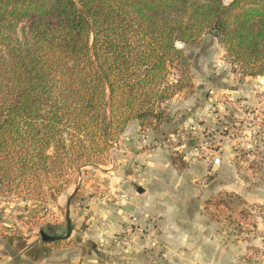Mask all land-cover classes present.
I'll use <instances>...</instances> for the list:
<instances>
[{
	"label": "trees",
	"instance_id": "trees-1",
	"mask_svg": "<svg viewBox=\"0 0 264 264\" xmlns=\"http://www.w3.org/2000/svg\"><path fill=\"white\" fill-rule=\"evenodd\" d=\"M205 36L264 77V0H0V194L56 200L131 121L157 130Z\"/></svg>",
	"mask_w": 264,
	"mask_h": 264
},
{
	"label": "crops",
	"instance_id": "crops-1",
	"mask_svg": "<svg viewBox=\"0 0 264 264\" xmlns=\"http://www.w3.org/2000/svg\"><path fill=\"white\" fill-rule=\"evenodd\" d=\"M206 37L194 52L192 67L208 45H213ZM182 113L168 109L167 129L191 123V115L189 118ZM138 128V122L133 120L123 129L108 163L85 168L95 174L84 175L83 171L78 174L81 183L71 200V232L66 240L45 242L30 232L23 237L3 232L0 264H242L245 245L220 234L211 219L214 211L209 205L213 203L208 202L220 191L233 192L244 200L252 198L246 190L249 187H244L241 177L232 169V157L223 154L215 177L201 185L199 178L206 169L205 162L192 159L177 164L166 150L158 147L141 151L142 144L135 140ZM151 137L154 138L153 134ZM103 185L122 193L121 204L95 200L86 209L78 205L88 193ZM4 211H0V227L7 232L14 225L7 221ZM128 213H150L157 217L160 229L149 234L156 244L154 248L146 249L148 237L126 251H116L110 246L111 235ZM66 229L61 224L47 223L42 230L59 237L66 234ZM248 240L251 245L260 244L257 237Z\"/></svg>",
	"mask_w": 264,
	"mask_h": 264
},
{
	"label": "rangeland",
	"instance_id": "rangeland-1",
	"mask_svg": "<svg viewBox=\"0 0 264 264\" xmlns=\"http://www.w3.org/2000/svg\"><path fill=\"white\" fill-rule=\"evenodd\" d=\"M206 38L213 45H208L202 58L191 67V85L177 92L164 104L165 120L157 130L154 131L150 127L140 130L139 127L135 140L137 144H142L143 152L155 147L166 150L172 161L177 164L192 159L205 162L206 169L199 178L201 185L207 184L215 177L221 162L220 160L212 167L208 161L210 153L215 152L212 154H216L219 158L223 154L232 157L234 163L232 169L239 174L241 182L245 184L244 187H249L246 190L252 194V198L244 200L233 192L220 191L208 199V202L213 203L209 205L210 210L214 211V217L212 216L211 219L216 222L220 234L227 237L226 239H233L245 245L242 264H264V77L243 75L235 65H232L218 40L211 36ZM195 50L196 48L192 47L186 48V53H191V63L195 58ZM170 80H173L172 76ZM169 108L176 113L183 112L182 116L186 114L190 118L191 115V123L178 129H167ZM152 134L154 138L151 137ZM156 137L159 139L156 140ZM118 140L109 149L103 164L109 162L110 153L118 145ZM195 152L199 155H195ZM88 166H83L69 174L67 178L70 183L56 200L46 199L39 204L11 194H0V211L7 208L4 211L5 218L14 225V229L7 232L2 230L1 226L0 237L3 232L7 236L13 234L17 237H23V234L30 232L41 239L39 231L47 223L67 227V193L69 192L70 195L76 186L79 187L80 172L83 171L84 175L91 176L95 174L92 169H85ZM204 177L207 179L205 182ZM63 196L64 199L60 200ZM122 198V193L117 189L103 185L88 193L78 205L86 209L89 202L95 200L99 203L121 204ZM128 214L120 224V228L111 235L110 246L116 251H126L140 239L148 237L146 241L148 244L145 243L146 249L154 248L156 244L149 234L151 231L156 233L160 229L157 217H151L150 213ZM131 216L136 218L137 224L143 227V231L141 235L138 231H134L133 241L124 248L114 243L113 238L124 230V225L129 222ZM149 219L154 220L153 228L147 224H152ZM255 237L260 240V244L251 245L248 238Z\"/></svg>",
	"mask_w": 264,
	"mask_h": 264
},
{
	"label": "built area",
	"instance_id": "built-area-1",
	"mask_svg": "<svg viewBox=\"0 0 264 264\" xmlns=\"http://www.w3.org/2000/svg\"><path fill=\"white\" fill-rule=\"evenodd\" d=\"M215 153V152H212ZM210 153L208 155V161L211 163L212 167L217 165L220 162V158L216 154ZM195 155H199L197 152H195ZM211 174V173H210ZM204 182L207 180L206 177L203 178ZM152 217V216H151ZM154 219V218H153ZM151 220V219H149ZM155 220V219H154ZM154 220H151V225L149 223L148 226H151L152 228L154 227ZM156 223V221H155ZM125 228L124 230H121L116 236L113 238V242L118 244L121 247L127 248L130 243L133 241L132 234L134 231H138V233L141 235L143 231V227L136 222V218L134 216L130 217L129 222L124 225ZM155 244V243H154ZM152 244V245H154Z\"/></svg>",
	"mask_w": 264,
	"mask_h": 264
},
{
	"label": "water",
	"instance_id": "water-1",
	"mask_svg": "<svg viewBox=\"0 0 264 264\" xmlns=\"http://www.w3.org/2000/svg\"><path fill=\"white\" fill-rule=\"evenodd\" d=\"M215 34H217V32H215ZM79 185V183L77 184ZM77 186L74 188L73 192L68 196L67 200H66V223H67V229H66V234L61 236V237H57L54 235H49L48 233L44 232L42 229L39 231V235L41 237V239L45 242L47 241H52V240H57V239H65L70 235L71 232V226H70V217H69V205H70V200L73 197V195L76 193L77 191Z\"/></svg>",
	"mask_w": 264,
	"mask_h": 264
}]
</instances>
